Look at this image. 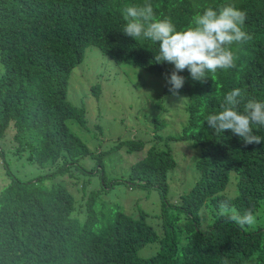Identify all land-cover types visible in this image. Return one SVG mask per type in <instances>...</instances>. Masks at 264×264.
Instances as JSON below:
<instances>
[{
    "label": "trees",
    "instance_id": "1",
    "mask_svg": "<svg viewBox=\"0 0 264 264\" xmlns=\"http://www.w3.org/2000/svg\"><path fill=\"white\" fill-rule=\"evenodd\" d=\"M144 2L0 0V264H264V142L245 146L206 123L235 88L241 108L264 101V0H148L178 29L209 6L247 12L244 31L253 38L232 46L236 67L203 82L184 70L175 95L165 78L174 66L154 61L158 45L122 32L125 5ZM91 47L108 64L131 61L164 79L147 106L150 125L140 120L108 150L90 148L87 109L68 99ZM90 89L98 99L101 88ZM172 115L178 132L168 127ZM254 131L264 137V128ZM123 149L135 160L112 177L106 157ZM118 185L125 198L105 199ZM137 190L157 209L144 206ZM222 200L240 214L252 209L256 224L242 230L221 217Z\"/></svg>",
    "mask_w": 264,
    "mask_h": 264
},
{
    "label": "clouds",
    "instance_id": "2",
    "mask_svg": "<svg viewBox=\"0 0 264 264\" xmlns=\"http://www.w3.org/2000/svg\"><path fill=\"white\" fill-rule=\"evenodd\" d=\"M246 18L247 12L234 4L219 8L209 6L195 14L186 27L178 29L170 16L157 17L152 3L145 0L142 4L125 5L123 19L126 23L122 32L136 41L142 38L158 45L154 61L174 66L171 75L166 74L165 78L169 91L175 95L185 84V77L180 75L184 70H188L192 80L203 82L207 73L236 67L238 56L232 46L253 38L244 31ZM241 103V89L229 91L221 111L206 117L208 128L217 135L231 130L245 146L264 142V137L254 131V126L264 128V101L249 99L243 108ZM218 207L221 217L242 230L256 224L252 209L240 214L229 200H222ZM223 264H229L226 258Z\"/></svg>",
    "mask_w": 264,
    "mask_h": 264
},
{
    "label": "rangeland",
    "instance_id": "3",
    "mask_svg": "<svg viewBox=\"0 0 264 264\" xmlns=\"http://www.w3.org/2000/svg\"><path fill=\"white\" fill-rule=\"evenodd\" d=\"M107 62L110 61L106 60V56L99 48L91 47L87 50L85 60L75 69L70 80L68 99L74 105L87 109V127L83 129L86 132L83 137L92 150L98 148L108 150L109 144L114 143L117 137L130 136L134 133V127L139 126V122L142 121L141 125H143L144 122L150 121V115H146L150 111V107L147 106L151 105L156 93L164 88L163 78L146 72L131 61L119 65L114 63L111 65ZM92 84L101 88L98 99L95 95L89 97ZM172 97L179 98L178 96L170 98ZM139 113L142 114L140 119H138ZM170 113L168 112L167 116ZM179 115L183 118L181 109ZM167 121L170 131L178 132L181 123L177 124L175 115L168 117ZM149 125L150 122H146L145 127ZM146 134L145 129L140 133L144 136ZM135 156L134 153H127L125 149L107 155L104 164L105 172L112 177L118 176V171L130 167ZM20 169L24 174L33 173V167L22 165ZM36 171L40 173L41 169L37 168ZM134 193L143 199L144 206L152 210L157 209L158 201L149 198L147 192L137 190ZM125 195L126 188L118 185L104 197L111 201L118 197L125 198ZM126 201L131 204V201ZM145 251L141 252L142 256Z\"/></svg>",
    "mask_w": 264,
    "mask_h": 264
}]
</instances>
